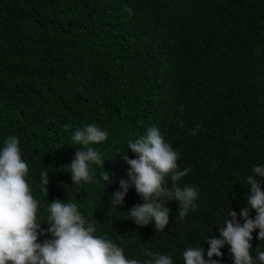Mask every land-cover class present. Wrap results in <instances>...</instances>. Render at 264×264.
Here are the masks:
<instances>
[{"label":"trees","instance_id":"obj_1","mask_svg":"<svg viewBox=\"0 0 264 264\" xmlns=\"http://www.w3.org/2000/svg\"><path fill=\"white\" fill-rule=\"evenodd\" d=\"M89 123L108 130L94 147L112 162L74 186L70 136ZM153 125L191 169L181 186L199 193L184 219L168 202L163 232L129 219L141 203L134 188L120 209L110 205L129 179L124 157L136 158L127 141ZM10 135L21 140L41 222L50 201L71 199L129 258L147 248L183 264L187 247L207 251L206 236L247 204L245 177L264 164V0H0V144ZM252 244L254 256L264 251V241ZM222 251L221 264H232Z\"/></svg>","mask_w":264,"mask_h":264},{"label":"clouds","instance_id":"obj_2","mask_svg":"<svg viewBox=\"0 0 264 264\" xmlns=\"http://www.w3.org/2000/svg\"><path fill=\"white\" fill-rule=\"evenodd\" d=\"M127 11L131 15L132 10ZM192 134H196L195 130ZM108 136V130L95 123L71 134V145L78 146L68 171L72 185L91 183L93 166L102 161L112 162L109 155L94 147L106 142ZM129 149L136 158L124 157L130 165L129 179L120 180V190L111 193V207L124 206L129 190L134 188L141 203L127 212L129 219L141 227L151 224L160 232L170 224L168 202H178L180 219L195 210L197 188L180 183L191 169L181 170L178 151L157 126L147 127L142 135L129 139ZM29 173V165L22 157L21 140L8 136L0 144V264H174L172 256L147 248L142 249V258H129L122 247L96 234L95 221L88 220L71 199L50 201L46 221L41 222L40 202L32 194ZM48 177V172L40 173L41 190L45 193ZM109 180L107 171L98 177L105 186ZM169 181L173 182L171 188ZM244 184L248 188L247 204L239 213L232 208L227 212L218 237L206 236L207 251L200 245L187 247L182 253L183 264H221L222 249L226 246L232 264H264V251L258 250L255 256L252 252L254 238L264 241V164L255 165ZM45 223L49 225L46 230L42 227ZM44 236L47 237L41 238Z\"/></svg>","mask_w":264,"mask_h":264}]
</instances>
